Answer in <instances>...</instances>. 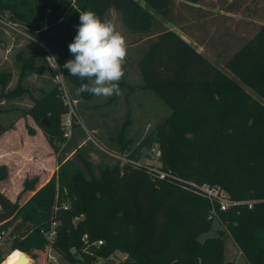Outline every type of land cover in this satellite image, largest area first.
<instances>
[{"label":"trees","instance_id":"trees-1","mask_svg":"<svg viewBox=\"0 0 264 264\" xmlns=\"http://www.w3.org/2000/svg\"><path fill=\"white\" fill-rule=\"evenodd\" d=\"M141 1L143 5L135 0H0V13L7 10L13 21L34 22L35 33L40 32L39 21L51 25L62 19L71 42L79 13L85 10L106 20L105 14L113 8L136 42L163 34L167 22L203 45L232 75L211 67L186 81L155 79L151 40L134 61L138 87L157 97L166 110L152 119L145 133H130L129 100L121 94L134 87L122 78L124 91L118 96L127 109L120 124L101 140L107 147L101 150L85 139L74 109L69 133L63 135L59 119L67 109L57 85L33 97L27 108L8 104L26 92L21 78L41 73L33 60L38 50L31 56H17L18 78L12 88L6 89L10 72L0 70V112L14 111V118L28 113L40 126V120L47 121L41 130L56 152L57 167L38 188L36 176L24 178L14 200L0 191V238L6 231L7 253L20 249L30 232L49 231L53 222L49 246L70 264H90L91 256L107 258L115 250L126 256L113 264H232L223 259L224 237L231 238L247 264H264V0H214L208 7L218 10L215 16L202 8L207 6L204 0H179L177 5L172 0ZM231 14L244 19H236L231 27ZM38 37L46 39L62 68L74 108L84 111V127L93 131L95 124L85 111L97 110L102 103L89 93L77 94L82 82L63 68L74 59L64 43L54 33L40 32ZM13 120L0 123V135L13 128ZM25 128L27 134L34 133ZM151 144L159 150L162 178L157 170L136 164L139 150ZM90 151L101 160L93 163ZM108 151L122 154L124 162ZM5 174V165H0V180ZM201 185L217 187L236 203L219 210L199 190ZM28 191L32 194L19 204V197ZM211 208L213 214H209ZM214 218L223 228L198 240L211 229ZM96 241L100 244L94 245ZM5 255L0 252V263Z\"/></svg>","mask_w":264,"mask_h":264},{"label":"rangeland","instance_id":"rangeland-1","mask_svg":"<svg viewBox=\"0 0 264 264\" xmlns=\"http://www.w3.org/2000/svg\"><path fill=\"white\" fill-rule=\"evenodd\" d=\"M135 1L143 5L141 0ZM172 1L174 5H177L179 0ZM204 1V3H207V6L205 5L202 8L210 10V13L214 16L217 15L218 10L215 7H208V3H213L214 0ZM9 16L10 14L7 10L0 13V70L9 71L11 74V79L6 89L12 88L18 78V69L16 67L17 56H31L38 50L39 55L35 56L33 60L40 65L41 73H28L25 77L21 78L20 83L26 88V92L19 98L10 100L8 104L11 103V105L19 108H27L32 104L33 97L38 96L42 91L50 89L53 85H57L58 96L62 105L67 109L66 112L60 114L59 119L63 135H68L69 133L70 116H73L72 109H74L75 116L86 135L85 139H89L97 148L107 150L106 145L102 144L101 140L107 138L109 133L114 130V127L118 126L120 121L123 120L127 105L122 97L118 96L116 100L112 98L110 101H106L107 98L104 97H96L95 102L102 104L96 108L97 110L87 108L85 111V114H89L93 120L92 122L95 124L93 131L88 130L87 127H84L85 120L82 117L84 111L81 110L80 112L79 109L74 108L75 102L70 100L69 87L65 85L62 77L59 76L62 73V68H55V58H53L54 56L48 49L49 46L46 44V39L38 37L40 32L46 34L54 33L56 39L61 43L63 42L64 47L68 48V45L72 42L67 35L68 31L63 27V20L60 19L51 25H46L44 21H39L38 28L40 32L35 33L31 26L34 22H31L30 25L18 20L13 21ZM154 16L156 19L162 20L157 14ZM230 16L232 17L229 21L231 27H233L232 24L236 19H244L241 14H231ZM105 17L106 20L111 21L116 29L121 32L127 43V57L124 65L125 75L123 78L134 88L127 93H125L126 91L123 88L121 91L124 92H121V96L124 94L129 100L130 120L128 127L130 133H134L135 131L145 133L152 123V119L157 115H162L166 110L163 103L157 97L150 96L147 93L148 91L141 90L138 87L140 79L134 61L138 57L139 53L137 52L144 50L147 43L151 40L154 45L155 61L157 63L154 70L155 79L161 80L164 78V81L168 83L186 81L189 76L204 75L211 67H217L228 76H232L231 73L222 68L220 62L203 45L197 44L180 27L164 22L165 31L163 34H153L149 39L144 38L140 42H136L135 38L121 25L119 16L113 11V8L107 11ZM76 34L73 32V37ZM192 35L195 37V32H192ZM222 38L225 39V37ZM243 87L251 96L259 99L249 87L245 85ZM93 102L91 101L90 103L92 104ZM14 113V111L0 112L1 124L5 125L9 120L14 119L13 128L0 135V165H5L6 167L5 178L0 180V191L10 200H14L16 197L24 178L36 176L37 183L35 187L37 188L48 180L57 167L55 161L56 152L54 153L51 150L41 130V126L44 124L40 122L42 124L40 126L28 113L24 114L22 118H14ZM25 125L29 126L34 133L31 135L27 134ZM108 154L112 158L124 162L122 154L113 153L111 155L110 151H108ZM89 157L93 163L101 160L93 151H90ZM105 161L109 162L107 159ZM136 162V164L145 167L147 170L161 172L159 150L155 144L143 146L139 150ZM31 194L32 191L23 193L19 197L18 203H23ZM51 223L50 230H52L55 224L52 225ZM222 228L214 218L211 229L200 234L198 240L213 236L218 229ZM52 235L32 231L23 241L27 250L21 247L16 250H20L26 254L28 259L26 264H70L63 260L55 250L50 248L49 241L52 239ZM9 242L10 240L6 238V231H4L0 238V252L3 255L9 251ZM70 251L74 253L73 250ZM11 252L9 253L11 254ZM125 256V253L115 250L107 258L91 256L89 261L90 264H113L125 258ZM223 259L224 261L232 262V264H247L242 255L237 252V248L230 237H224L223 239Z\"/></svg>","mask_w":264,"mask_h":264},{"label":"clouds","instance_id":"clouds-1","mask_svg":"<svg viewBox=\"0 0 264 264\" xmlns=\"http://www.w3.org/2000/svg\"><path fill=\"white\" fill-rule=\"evenodd\" d=\"M79 21L75 26L77 34L68 45L74 59L63 65L72 77L82 82L76 89L77 94L104 98L120 95L127 57L125 37L111 21L103 20L95 11H81ZM59 67L55 63V68Z\"/></svg>","mask_w":264,"mask_h":264},{"label":"built area","instance_id":"built-area-1","mask_svg":"<svg viewBox=\"0 0 264 264\" xmlns=\"http://www.w3.org/2000/svg\"><path fill=\"white\" fill-rule=\"evenodd\" d=\"M157 177L158 178H162L163 177V173L162 172H157ZM198 188H199V190L201 192H203L205 194V196L207 198H209L210 201H214L218 205V209L221 210V211H224L227 207H229L230 205L236 203L234 201H231L228 198V196L226 195V193L224 191L218 189L217 187H207L206 185H201ZM247 203H250V201L247 202ZM213 213H214V210H213V208H211L209 214H213ZM51 224L53 225L54 223L52 222ZM44 234L51 235V234H53V230L49 229V231L44 232ZM99 244H100V241H96L94 243V245H99ZM8 255L9 254L7 253L5 255V257L8 256Z\"/></svg>","mask_w":264,"mask_h":264},{"label":"bare ground","instance_id":"bare-ground-1","mask_svg":"<svg viewBox=\"0 0 264 264\" xmlns=\"http://www.w3.org/2000/svg\"><path fill=\"white\" fill-rule=\"evenodd\" d=\"M24 259V263L22 264H26L28 262L27 256L25 253H23L20 250H14L11 252V254L9 253V256L7 258H5L1 264H16V262L18 261V259Z\"/></svg>","mask_w":264,"mask_h":264},{"label":"water","instance_id":"water-1","mask_svg":"<svg viewBox=\"0 0 264 264\" xmlns=\"http://www.w3.org/2000/svg\"><path fill=\"white\" fill-rule=\"evenodd\" d=\"M41 123H43L44 125H48V122L47 121H44V120H41L40 121ZM22 263H24V259H18V261L16 262V264H22Z\"/></svg>","mask_w":264,"mask_h":264},{"label":"crops","instance_id":"crops-1","mask_svg":"<svg viewBox=\"0 0 264 264\" xmlns=\"http://www.w3.org/2000/svg\"><path fill=\"white\" fill-rule=\"evenodd\" d=\"M4 133H5V132H4ZM0 137H1V136H0ZM43 139H44V138H43ZM44 141H45V140H44ZM51 157H52V156H51ZM49 158H50V156H49ZM39 186H40V185H39ZM39 186H38V187H39ZM38 187H37V188H38ZM233 243H234V242H233ZM23 246H24V244H23V242H22L21 245H20V247H21L22 249L27 250V247H25V246L23 247ZM235 246H236V245H235ZM236 248H237V247H236ZM237 252L240 254L238 248H237ZM33 262H34V261H33ZM41 264H43V263H41Z\"/></svg>","mask_w":264,"mask_h":264}]
</instances>
